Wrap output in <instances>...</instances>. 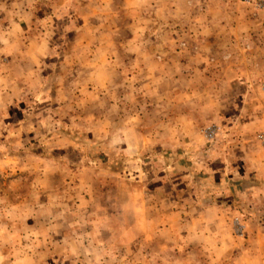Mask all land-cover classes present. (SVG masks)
<instances>
[{
    "label": "rangeland",
    "instance_id": "obj_1",
    "mask_svg": "<svg viewBox=\"0 0 264 264\" xmlns=\"http://www.w3.org/2000/svg\"><path fill=\"white\" fill-rule=\"evenodd\" d=\"M0 264H264V0H0Z\"/></svg>",
    "mask_w": 264,
    "mask_h": 264
}]
</instances>
